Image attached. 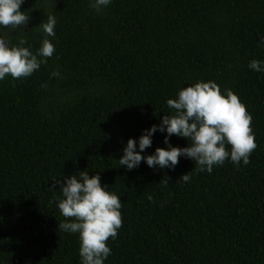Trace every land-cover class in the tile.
<instances>
[{
	"label": "trees",
	"instance_id": "obj_1",
	"mask_svg": "<svg viewBox=\"0 0 264 264\" xmlns=\"http://www.w3.org/2000/svg\"><path fill=\"white\" fill-rule=\"evenodd\" d=\"M20 10L28 22L8 29L11 44L24 38L35 51L36 27L53 16L55 52L32 76L0 81V264H80L50 187L82 171L123 205L105 264H264V72L248 68L264 61V0H112L99 13L89 0H24ZM201 81L251 114L250 164L226 160L209 174L181 157L174 170L121 168L127 141ZM165 135L142 155L166 148Z\"/></svg>",
	"mask_w": 264,
	"mask_h": 264
},
{
	"label": "clouds",
	"instance_id": "obj_2",
	"mask_svg": "<svg viewBox=\"0 0 264 264\" xmlns=\"http://www.w3.org/2000/svg\"><path fill=\"white\" fill-rule=\"evenodd\" d=\"M111 3L112 0H89V6L97 13ZM23 4L24 0H0V81L8 76L14 80L32 76L55 52L50 39L55 36L53 16L36 27L43 33L38 49L32 51L26 47L24 38L11 44L8 29L28 22V16L20 10ZM248 68L264 72V61L253 59ZM52 75L58 76L59 72ZM166 105L171 115L163 116L158 125L143 130L138 140L127 141L118 160L121 168L131 171L143 162L149 168L174 170L181 157L195 162L196 171L209 174L226 160L237 167L241 163L250 164V156L257 147L251 128L252 116L231 90L225 89L222 93L214 81H201L179 90ZM158 131L166 133L163 142L167 147L142 155L152 146V137ZM173 136L186 138L188 146L173 147L170 143ZM191 173L184 174L179 181L190 182ZM50 188L60 194L57 207L65 220L58 225L59 229L78 235L80 264H105L112 254L107 241L115 240L122 226L121 198L102 186L100 175L90 177L86 171L62 180L57 178Z\"/></svg>",
	"mask_w": 264,
	"mask_h": 264
}]
</instances>
